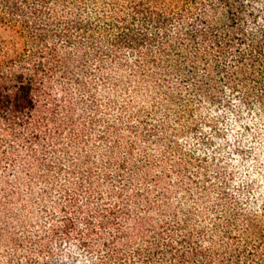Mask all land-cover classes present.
<instances>
[{
    "label": "trees",
    "instance_id": "16d2710c",
    "mask_svg": "<svg viewBox=\"0 0 264 264\" xmlns=\"http://www.w3.org/2000/svg\"><path fill=\"white\" fill-rule=\"evenodd\" d=\"M0 264H264V0H0Z\"/></svg>",
    "mask_w": 264,
    "mask_h": 264
},
{
    "label": "rangeland",
    "instance_id": "374dc122",
    "mask_svg": "<svg viewBox=\"0 0 264 264\" xmlns=\"http://www.w3.org/2000/svg\"><path fill=\"white\" fill-rule=\"evenodd\" d=\"M199 121L200 126L202 128V130L204 132H210L208 124L206 122H213V124H217V127L220 130V138L216 139L213 145V148H215L214 150H216L219 154L217 158H219V160H221L222 157H226V163L223 164V166H229L233 163V154L235 152L234 150V144L236 142V140L239 138V136L243 135V130H241L239 127H233L232 125L228 124L227 119L225 118H219V116L214 113L213 110H210L208 108L207 113L202 115L201 118L198 116L197 118H193V120H191V118H187L184 119L183 122H181L182 124L178 126V129L181 130L183 129L182 126L185 123H190L193 124L195 122ZM211 134V133H210ZM193 139V138H192ZM189 140L188 143L185 142V140L182 139V137L180 138V144L182 145V147L185 149V147L189 148L191 144L194 148L198 147L196 151H198V154L205 156V152L206 154H209L207 150H205L202 147H199L198 144L196 143V139L194 140ZM192 147V148H193ZM244 173L241 172V175H243Z\"/></svg>",
    "mask_w": 264,
    "mask_h": 264
}]
</instances>
